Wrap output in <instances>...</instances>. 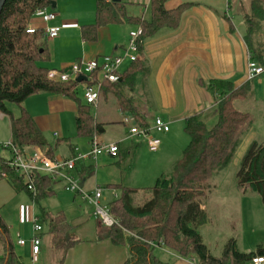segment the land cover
I'll return each instance as SVG.
<instances>
[{
  "label": "trees",
  "instance_id": "trees-1",
  "mask_svg": "<svg viewBox=\"0 0 264 264\" xmlns=\"http://www.w3.org/2000/svg\"><path fill=\"white\" fill-rule=\"evenodd\" d=\"M52 1L56 0H5L0 10V113L9 118L10 140L21 149L47 145L33 118L22 106L26 98L37 93L59 94L73 99L77 106L76 134L89 142L102 135L107 124L96 122L91 113L92 106L77 97L76 81L47 78L50 69L41 65L48 61L43 31L26 32L36 10H51ZM167 1L150 0V19L144 20L139 16H128L124 6L117 1L96 0L95 21L82 27L81 37L92 42L96 39L98 27L122 21L140 26L141 40L160 27H175L189 3L182 2L173 9H166ZM232 4L235 10H243L246 25L244 41L251 59L264 66V49L260 48L263 43L256 39L259 31L264 33V0H232ZM145 71V62L138 59L124 70L117 81L104 82L99 94L105 99L111 97L119 110L140 127L149 126V122L138 108L137 99L128 93L133 91L138 74ZM207 88L219 96L214 110L216 122L207 126L201 113L188 117L184 131L189 136V144L167 174L160 175L152 186L143 189L150 193V197L142 204L134 205L132 197L139 188L119 185L120 195L109 205L118 225L104 227L100 224V239L128 246L129 258L125 264H158L152 254L155 245L178 256L194 259L197 264H248L253 256L264 255L262 246H257L252 252H240L235 240L230 239L221 255L213 256L198 232L207 217L201 208L205 184L217 171L232 163L237 148L252 125L249 113L237 110L233 103L247 96L249 84L236 88L226 80H211ZM7 103L19 105L20 113L14 116L6 107ZM46 154L50 156L49 151ZM9 177L7 181L14 191L24 192L31 201L39 202L52 193L50 187L54 181L48 176L38 174L34 177V191L28 190L18 175L10 173ZM236 179L239 188H249L260 197L264 206V142L253 140L250 143L238 164ZM40 218L48 223L51 248L60 251L58 264H61L66 250L72 245L71 226L61 212L50 215L41 210ZM0 264H22L1 215Z\"/></svg>",
  "mask_w": 264,
  "mask_h": 264
},
{
  "label": "crops",
  "instance_id": "crops-1",
  "mask_svg": "<svg viewBox=\"0 0 264 264\" xmlns=\"http://www.w3.org/2000/svg\"><path fill=\"white\" fill-rule=\"evenodd\" d=\"M111 1H117L123 5L124 11L128 16H139L144 20L150 19V0ZM55 2L56 9L51 10L55 14L53 20L48 22L43 21L41 14L36 11L35 14L38 16H32L28 25L34 29H38V26H58L60 28L58 37L48 39V45L46 43V53L48 56L47 64L49 66L47 67L50 70H67L74 62L79 60H102L108 56L119 55L127 41L128 31L137 27L129 21L100 26L97 29L96 39L94 41H84L81 37V29L84 26L94 23L96 0H56ZM182 2H188L189 4L184 7L175 27H160L153 34L141 40L138 59L145 62L146 71L142 74H138L133 91L128 93L129 96L137 99L138 108L144 113L149 125H151L154 118H160L163 122L168 124V132L155 134L163 140H170V138H173V134L175 136L179 133L181 127L184 129L186 119L194 114L201 113L207 126H211L216 122L214 110L219 102V96L213 94L207 88V83L211 80H226L231 82L236 88L244 84H249L250 90L247 96L244 99L236 100H252L253 105L257 106L262 114L264 113V103L261 102L264 100V88L257 89L258 86L261 87L264 83V79L261 78L262 74L252 80H247L246 76V63L249 52L244 41L246 25L242 15L243 10H235L232 0H168L165 7L166 9H173ZM244 8L247 10L246 4ZM63 24H66V26ZM102 31L108 33V44L104 47L103 45L99 46L98 40ZM262 32L263 31L258 32L256 39L258 38V43H263V46L260 48L264 49V33ZM68 36L74 38L79 36V43L83 47L81 57H70L68 51L66 55L62 56L59 54V46L65 39L68 40ZM71 60L74 61L72 62ZM129 65L130 64L122 65V71L124 72ZM37 94L45 95L48 107L52 105H59L61 107L54 112L53 115H40L35 114L32 111L33 109L24 103L25 107L23 106V108L33 118L39 130H45L46 123L51 116H62L64 109H69L73 112L75 128V115L77 111L75 102H71L67 97L59 94L44 92ZM235 101L233 103H235ZM92 108H94L93 117L95 121L99 123L119 126L126 123L124 122L125 117L130 119L129 116L124 115L119 110L116 102L111 97L105 99V97L99 96L96 105ZM237 110L240 111V109ZM241 111L249 113L252 125L235 152L234 157L237 156L236 159L238 164L253 140L264 142V138H257L258 136L254 131L253 122L255 117L244 109ZM262 114L259 115V118L262 119L264 123V118L261 117ZM121 116L122 120L120 121L117 118ZM0 119H7V130H9L11 138L9 118L0 113ZM60 131V135L63 136L61 127ZM53 137H55V134L51 136L49 141L46 140L47 145L42 147V149L47 148L46 151L50 153L49 157L62 156L67 158L76 154L78 150L80 153H86L90 148L88 139L86 140L84 148L82 149L81 146V149L77 150L74 147L77 145L74 144V142H70L69 139L60 141ZM97 138L100 142L107 144L103 139V135H99ZM112 141L117 144L118 152L115 156L103 155L101 163L108 162L109 158H116L117 160L124 161L126 156H129L130 164L128 173L131 174L135 166L138 151L141 150V146L145 145L144 142L142 140H136L134 137L126 138V134ZM61 144L64 145V149L59 148ZM163 146L164 145L161 143L159 150L155 153H163L165 148V146ZM58 149H60L59 153H57ZM177 154V152H174L172 155L171 151L164 152V154L159 156L163 159L160 164L166 161L169 167H171L177 160V156L179 157L181 155ZM87 159L89 158H85L78 162L76 168ZM160 168L161 167L158 166L157 169ZM80 171V174L83 172L89 175L93 172L92 169H84L83 167ZM125 177L126 176L119 174L117 183H107L113 188L117 187L118 190L111 194L114 198L110 200V203L119 197V185L134 187L129 184V179H127V181L124 179ZM56 183L57 182H53L51 184L50 190L52 193L48 196L54 193L53 188H56ZM80 184L84 186L85 180L82 179ZM113 188L112 190H115ZM134 188H139V190L134 193L132 197L133 201L138 192L145 191L143 190L144 188L141 187ZM248 191L250 190L248 189ZM18 193L20 192L14 191L7 180H0V207L5 204V202L14 200V194ZM143 195L142 199L144 201L150 197L148 191L144 192ZM203 199L201 201L202 209L204 207ZM45 212L50 215L61 212L71 226L70 237L72 245L66 250L61 264H125L126 260L129 258V250L126 244L116 245L109 239L99 238L101 227L96 218L94 221H90L89 219H85L79 210H74L76 216L73 217V221H69L64 208L54 213ZM74 212L71 214L74 215ZM207 221H209V219L206 217L205 223ZM71 231L75 232L74 234H76V236H73ZM48 235L49 234L46 233L43 237L38 234V242L41 240L40 238L44 239L42 245L38 243L39 253L37 262L47 260L48 263L46 262V264H58L60 253L50 248ZM20 239L21 236H19V234L15 235V247L16 245L21 249L26 247V251L31 258L30 243L27 244L25 242L23 245H18L17 241ZM257 246L262 245L257 244L254 250ZM262 247L264 248V246ZM249 250L250 247H245V249L240 252L248 253L254 251ZM152 254L158 264H192L191 258L178 256L174 252L157 245L153 247ZM50 256L52 259L49 258Z\"/></svg>",
  "mask_w": 264,
  "mask_h": 264
},
{
  "label": "rangeland",
  "instance_id": "rangeland-1",
  "mask_svg": "<svg viewBox=\"0 0 264 264\" xmlns=\"http://www.w3.org/2000/svg\"><path fill=\"white\" fill-rule=\"evenodd\" d=\"M55 9L56 8H52L51 10ZM33 16L37 17L38 15L34 13ZM63 25L66 26V24ZM65 26L63 27L66 28ZM46 27L47 26H38L37 28L44 30ZM253 27L255 29L256 26ZM107 36L108 33H106L105 31H102L100 33L98 39L100 44L99 46L103 45L104 47L106 44H108ZM67 38L68 40L65 39L59 46V54L63 56L66 55V52L68 51L70 57H81L83 47L79 43V36L77 38L68 36ZM47 40L48 39H45V42L48 45ZM74 60L71 61L73 62ZM98 61L100 62L101 59H98ZM47 63L48 62L46 61L41 63V65L43 67H47ZM261 78L264 79V74H262ZM263 88L264 83L261 85V87H257V89ZM82 89L83 84H78L77 97L81 101ZM68 100L74 102V100L71 98H68ZM261 102L264 103V100ZM24 103L29 105L30 108L33 109L32 111L35 114L40 115H53L54 112L61 108L59 105H52L51 107H48L46 104L45 95L39 94H34L26 98L22 104V106L25 107ZM234 105L237 109H240V111L244 109L250 112L251 115L255 117V120L253 122L254 131L258 136L257 138H264V123L262 119L259 118V115H261L262 113L257 106L253 105L252 100H236ZM6 107L9 111H11L13 115H18L20 113V107L17 104L7 103ZM91 113L94 114V108L91 109ZM51 117L46 123L45 130H40L41 135L45 141H49L51 136L55 134V137H53L54 139H58L60 141L69 139L70 142H74V144L77 145L74 146L77 150L81 149V146L82 149L84 148L87 139L77 136L74 128L73 112H71L69 109H64V113L62 114V116L58 117L56 115V117ZM261 117L264 118V113ZM117 119L121 121L122 116ZM125 119H128V117L124 118V122ZM6 124L7 119H0V143H5L10 140L9 130H7ZM131 126V121H128L127 123L121 124L119 126L105 125V130L102 134L103 139L107 142V144H109L111 142L115 143L112 140L119 139L125 134L126 138H130L128 129ZM60 127L62 129L63 136L60 135ZM135 139L141 141L140 138ZM161 143L165 146V148L163 153L160 152L159 154L155 152H149L144 144V146H141V150L138 151L135 166L131 174L128 173V167L130 164L129 156H126L124 161L117 160L116 158H109L108 162L101 163L103 155L111 156L107 154H101L95 160L87 159L83 164L80 163L77 168L71 171V176L75 181H78V184L82 179L85 180L84 186H81L80 188L83 192H93L96 188H100L101 197L99 200V205L105 210L109 209L110 200L114 198L113 196H111V194L117 190V187L113 188L107 183H117L119 180V174H121L126 176L124 179L126 181L127 179H129V184L134 187L146 188L152 186L156 178L159 177L160 174L165 175L171 169L166 161L160 164L163 159H161V157L159 156H161V154H164V152L166 151H171L172 155L174 154V152H177V155H180L183 149H185L189 144V136L184 131L183 127H181L178 134H176L175 136L173 134V138H170V140L161 139ZM59 148L64 149V145L61 144ZM46 149L47 148H44V151L47 153ZM60 149L57 150V153H59ZM4 155L8 156L9 154L4 153ZM179 157L177 156L176 159H178ZM56 158L62 159L64 157L58 156ZM234 158L235 159H233L232 163L227 168L217 171L213 175V177L205 184L206 187L205 196L203 199V209L209 221L200 226L198 228V232L200 233L202 241L207 247L210 254L216 257L221 255L224 246L230 239L235 240L236 248L239 251H243L245 247H250L249 251H252L257 244L264 246V206L261 202L260 197L255 193L248 191L249 188L243 189L238 187L236 179V173L238 169V162L236 159L237 156ZM158 166H160L161 168L157 169ZM82 167L84 169H92L93 172L90 175L83 172L80 174V169H82ZM55 182L57 183L56 188H53L54 193L46 198L41 199L39 202L31 201L23 192H20L18 194H14V200L7 201L0 207L1 217L9 229V235L13 243L15 235L19 234V236H21V239L29 244V240L34 234L32 230L33 223L31 221V218L33 216H36L38 218L37 224L41 227V231L38 234L43 237L45 236L48 230V223L40 218L41 210H45L49 213H54L55 211L64 208L69 221H73V217L76 216V212H74V210H79V212L83 214L85 219L94 221V219L96 218L94 214V205L90 204L88 201L81 200V198L77 194L66 191L63 187L62 180H58ZM112 188L115 190H112ZM144 192L146 191H140L137 193V195L135 196L136 198L133 201L134 204H140L142 201H144L142 199L144 196ZM72 212H74V215L71 214ZM74 233L75 232L71 231V234L73 236H76V234ZM50 238L51 236H49V246L51 248ZM40 239L41 240L38 243L42 245L44 238ZM15 250L20 255L22 264L48 263L47 260L33 263L30 259L29 253L26 251V247L21 249L16 245ZM49 258L52 259L51 256Z\"/></svg>",
  "mask_w": 264,
  "mask_h": 264
},
{
  "label": "built area",
  "instance_id": "built-area-1",
  "mask_svg": "<svg viewBox=\"0 0 264 264\" xmlns=\"http://www.w3.org/2000/svg\"><path fill=\"white\" fill-rule=\"evenodd\" d=\"M41 14L43 21L48 22L55 18V14L48 8L36 10ZM37 29L28 26L27 33H34ZM43 31L44 38L54 39L58 37L60 28L58 26H47ZM142 28L135 27L128 31L127 43L123 47L121 54L116 56H108L100 62L98 60H79L74 62L67 70H49L47 78L58 81H76L78 77L83 79L78 84H83L82 99L91 105H96L100 89L104 82L113 83L117 81L122 74V65L131 64L139 58V45L141 43ZM264 73V66L256 63L248 55L246 63L247 80H252L255 77ZM96 78V80L94 79ZM131 119H125V122ZM169 126L160 118H154L151 125L140 127L132 122V126L128 129L130 137L140 138L149 152H156L161 145V138L155 134H163L168 132ZM118 152L116 143L104 144L95 136L90 141V148L86 153L77 152L67 158L49 157L44 149L39 146H29L19 148L11 142V140L0 143V180H8L10 173L18 175L25 182L26 188L34 191L33 179L36 175H45L51 178L54 182L62 180L63 187L66 191L77 194L81 200L88 201L95 207V217L97 221L104 227L118 225L117 220L111 215L109 209H104L99 205L101 197V189L96 188L93 192H83L80 188V183L75 181L71 176V171L76 168L78 162L85 158L96 159L101 154L115 156ZM4 153H8L5 156ZM33 223V236L29 240L31 250V261L37 262L39 246L38 233L41 227L37 224V217L31 218ZM23 240H18V245H23ZM192 264H197L194 259H191ZM248 264H264V255L253 256Z\"/></svg>",
  "mask_w": 264,
  "mask_h": 264
},
{
  "label": "water",
  "instance_id": "water-1",
  "mask_svg": "<svg viewBox=\"0 0 264 264\" xmlns=\"http://www.w3.org/2000/svg\"><path fill=\"white\" fill-rule=\"evenodd\" d=\"M4 1H5V0H0V10H1V7H2ZM50 6H51L52 8H55V6H56V2H55V1H52ZM82 79H83L82 77H78V78L76 79V82H80ZM81 184H82V183H81ZM81 184H80V186H81Z\"/></svg>",
  "mask_w": 264,
  "mask_h": 264
}]
</instances>
